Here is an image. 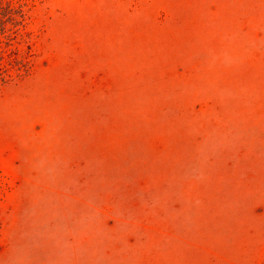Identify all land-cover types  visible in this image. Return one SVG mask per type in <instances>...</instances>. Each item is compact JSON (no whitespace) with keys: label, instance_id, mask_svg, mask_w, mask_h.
I'll return each instance as SVG.
<instances>
[{"label":"rangeland","instance_id":"obj_1","mask_svg":"<svg viewBox=\"0 0 264 264\" xmlns=\"http://www.w3.org/2000/svg\"><path fill=\"white\" fill-rule=\"evenodd\" d=\"M0 264H264V0H0Z\"/></svg>","mask_w":264,"mask_h":264}]
</instances>
